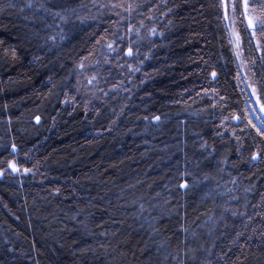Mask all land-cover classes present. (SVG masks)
<instances>
[{"label":"trees","instance_id":"1","mask_svg":"<svg viewBox=\"0 0 264 264\" xmlns=\"http://www.w3.org/2000/svg\"><path fill=\"white\" fill-rule=\"evenodd\" d=\"M225 1L0 0V264H264V33Z\"/></svg>","mask_w":264,"mask_h":264},{"label":"snow or ice","instance_id":"2","mask_svg":"<svg viewBox=\"0 0 264 264\" xmlns=\"http://www.w3.org/2000/svg\"><path fill=\"white\" fill-rule=\"evenodd\" d=\"M252 4L255 5L256 3H261V4H264V0H251ZM242 7L245 9V11L248 10L249 8V0H243L242 2ZM233 11H235V6H233ZM248 27H251L253 29L259 27V30L261 31V33H264V19H253L251 17L248 18ZM111 47V46H109ZM129 55H131V49L129 50ZM156 119H159L158 117ZM262 124H264V121H261ZM253 127H255V125H253ZM257 131H259V129H257ZM261 135H264V132L260 133ZM256 157H254L255 159ZM13 170H17L15 168V165L14 164H10L9 165ZM186 186V185H184Z\"/></svg>","mask_w":264,"mask_h":264},{"label":"rangeland","instance_id":"3","mask_svg":"<svg viewBox=\"0 0 264 264\" xmlns=\"http://www.w3.org/2000/svg\"><path fill=\"white\" fill-rule=\"evenodd\" d=\"M225 2V8H226V12H227V2L224 0ZM258 4V3H257ZM259 8V9H258ZM245 10V9H244ZM261 11H262V7L258 4L255 8V11H254V15L255 17H251V15L249 16L247 14V11L246 12V21L248 23V18L251 17L253 18L254 20L256 19L257 16H261ZM228 14V13H227ZM235 15H236V12H235ZM228 20V19H227ZM229 22V21H228ZM231 23L232 25H236V22L234 20H231ZM231 25V36H232V39L234 41V44L236 46V48L238 49L239 48V43H240V39H239V36L237 35L236 31H235V28ZM248 25V24H247ZM250 29H253L251 27H249ZM240 49V48H239ZM262 114V112H261ZM261 116H264V115H261ZM260 117V116H259ZM258 118V117H257Z\"/></svg>","mask_w":264,"mask_h":264}]
</instances>
